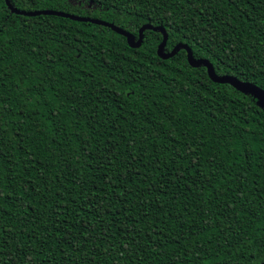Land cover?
<instances>
[{"label":"trees","instance_id":"1","mask_svg":"<svg viewBox=\"0 0 264 264\" xmlns=\"http://www.w3.org/2000/svg\"><path fill=\"white\" fill-rule=\"evenodd\" d=\"M8 4L264 90V0ZM141 37L0 0V264L264 262L263 105Z\"/></svg>","mask_w":264,"mask_h":264},{"label":"water","instance_id":"2","mask_svg":"<svg viewBox=\"0 0 264 264\" xmlns=\"http://www.w3.org/2000/svg\"><path fill=\"white\" fill-rule=\"evenodd\" d=\"M4 1H5V4L10 8V10L12 12H14L16 14H20V15H26V16H34V15H38V14L55 15V16H61V17L69 18L71 20L87 21V22H91L94 24L106 26V27L110 28L112 31L116 32L117 34L124 36L127 44L130 47H138L140 45L141 38H142L141 32L143 30H145V29L158 30L161 33V40L156 46V54L159 58H161V59L169 58L175 53L177 48L181 47L185 50L186 61L188 62V64H190L191 66L203 65L205 67L206 74H207L208 78L212 82L226 83V84H229L230 86H232L236 89L242 90L244 92H248V93L252 94L253 96H255L264 107V90L263 89L256 86L255 84H252L251 82L238 80L236 77H234L232 75H228V74L217 75V74H215L212 71L210 63L208 62V60H206L204 58L195 59L192 57L190 48L187 45L177 43L169 51L163 52L161 50V48H162V46L166 40V32H165L164 28L161 26H151L148 23H143L138 28L137 38H136V40H134L133 37L130 34H128L125 30L115 26L114 24H112L110 22H106L104 20H100V19H96V18H90V17H86V16H79V15L70 14V13L59 11V10H51V9H39V10H31V11L17 10L15 8H12L9 6L8 0H4ZM261 264H264V262Z\"/></svg>","mask_w":264,"mask_h":264}]
</instances>
